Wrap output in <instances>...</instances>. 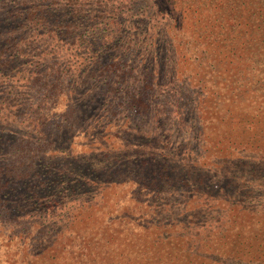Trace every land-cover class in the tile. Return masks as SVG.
<instances>
[{"label": "rangeland", "instance_id": "1", "mask_svg": "<svg viewBox=\"0 0 264 264\" xmlns=\"http://www.w3.org/2000/svg\"><path fill=\"white\" fill-rule=\"evenodd\" d=\"M54 38L59 40V35ZM84 38L85 35L82 36ZM29 39L34 41V36ZM76 43L74 54L71 52V57H66L71 66L69 80L77 72L81 59L89 53L83 46L78 49L80 44L75 37L65 47L74 48ZM55 49H47L48 54L44 55L46 63L57 65L56 61H61L59 54L53 53ZM193 55L187 58L182 53L177 57V61L184 60L179 67L161 65L160 61L155 63L158 71L162 72L160 80L164 78L165 81L160 84L154 79L155 86L150 88V94V89H145L149 95L142 96L138 113L133 115L135 121L145 117V122H141L145 124L142 133L131 130L128 119L123 121L120 129H116L110 118L84 117L83 106L87 97L89 102L90 95H95L97 89L91 72L81 74L72 86L70 97L61 100L54 115L65 129L61 140L68 144L67 149L71 150L76 159L73 163L77 165L73 171L61 175L56 198L46 195L43 203L39 204L31 199L24 210L21 207L24 204L22 195L6 196L10 199L5 202L7 208L0 207V264H207L208 253L229 247L238 233L253 229L260 212L238 211V208L243 201L260 196L259 193L243 195L245 189L233 193L191 177L196 176L192 173L194 169L205 172L203 166L199 168V160H218L225 153L230 154L228 157L232 161L239 159L247 165L260 163L264 167V61L250 68V60H244L242 67L224 70L220 65L219 69L202 66V58ZM165 56L162 54V58ZM217 59L219 63L225 60L222 57ZM136 64L134 70L138 69L139 61ZM172 70L184 80L179 88L174 87L173 76L168 75ZM188 86L193 90L195 100L192 104L169 99L173 95L178 97L179 92H187L189 89L183 88ZM130 88L127 95L133 90L142 92L143 84L133 87L131 83ZM44 89L45 85H42L41 90ZM232 89L237 95H242L244 101L233 98L230 94ZM41 94L29 95L30 102L31 97L36 100ZM189 95L191 92L184 99H189ZM254 102L262 107L255 113H245L250 123L230 120L229 115L236 114L234 109L240 108L236 107L237 104L242 106L243 112H248L249 103ZM147 106H151L150 110L145 108ZM91 110V114H95L102 109L94 107ZM152 110L156 116L171 115V120L167 126L161 125V130L154 131V142H146L156 126L148 120L147 113ZM195 112H198L199 122L190 120ZM111 113L118 116L131 114V111L124 107L118 114L115 111ZM255 114H259L260 121L254 119ZM221 118L226 120L219 121ZM194 124L196 126L192 127ZM5 128L3 141L8 144L9 151L0 152L3 156L0 155V160L4 158L2 161L8 162L15 149L14 139H20L22 129L11 124ZM129 138L132 141L127 146ZM179 144H186L183 150L188 157L186 161L182 160L183 155H176L159 158L153 164L154 175L162 176L161 180H170L169 185L157 182L143 186L142 180L136 178L140 175L137 160L140 162L141 158L153 152L169 150ZM16 155L18 162L28 158V154L20 156L18 150ZM49 161L51 159L48 158L44 163ZM63 162L67 167L71 163L67 159ZM187 163L191 168L186 165L179 167L177 172L188 178L166 175L165 171L174 172L172 168ZM229 165L230 161L226 159L219 163L221 168ZM16 169L14 166L5 168L4 173H12ZM113 169L116 170L112 175ZM208 174L206 176L212 178ZM38 179L44 183L46 170L39 173L34 181L37 183ZM51 198L53 200H49ZM37 214H42L41 221L33 219ZM11 232L17 236L6 251L1 238H6ZM19 239H24L23 244L18 242ZM54 250L56 254L49 258V252ZM36 252H41V261L36 258Z\"/></svg>", "mask_w": 264, "mask_h": 264}, {"label": "trees", "instance_id": "2", "mask_svg": "<svg viewBox=\"0 0 264 264\" xmlns=\"http://www.w3.org/2000/svg\"><path fill=\"white\" fill-rule=\"evenodd\" d=\"M56 35H59V40L54 38ZM30 36H34V41L29 39ZM72 37L78 40V49L83 46L89 53L81 59L79 68H75L77 72L69 80L71 66L66 57L70 58L71 52L74 54L77 43L74 48L65 47V44L68 45ZM49 47H55L53 53L61 58V61H56L57 65L44 61ZM255 52L258 56L254 55ZM182 53L187 58L193 54L195 58H202L201 65L213 69H219V65L224 70L242 67L244 60H250V68L256 67L259 61H264V0H0V152L9 151L8 144L3 141L5 127L11 124L22 129L20 139H14L16 145L10 160H0V207L7 208L5 202L10 201L6 197L8 194L22 195L24 204L21 207L24 210L31 199L39 204L43 203L46 195L53 198L59 196L57 187L61 175L73 171L77 164L73 163L76 159L67 149L68 144L61 140L65 129L54 115L61 100L70 97L72 86L81 74L91 72L97 89L95 95H90L89 102L87 97L83 106L84 117L91 116L97 120L110 118L116 129H120L123 121L128 119L131 130L142 133L145 124L141 122H145V117L135 121L133 115L138 113L142 96H148L150 88L155 86L154 79L160 84L165 81L164 78L160 80L162 72L158 71L155 63L160 61L161 65L179 67L180 62L184 64V60L177 61ZM248 53L249 56H245ZM162 54L166 56L162 58ZM218 57L225 60L219 63ZM138 61V69L134 70ZM62 72H65L63 76ZM168 75L173 76L175 88L184 82L173 70ZM131 83L133 87L143 84L142 92L132 89L133 93L127 95ZM42 85H45L44 90H41ZM165 87L168 88L167 84ZM146 88L150 89L149 94L145 93ZM183 89L189 90L175 91L178 97L173 95L169 99L192 104L195 100L193 90L189 86ZM41 92L36 100L31 97L30 102L29 95ZM189 92V99H184ZM230 94L244 101L242 95H237L233 89ZM248 106H251L248 112H243L242 106L237 104L236 107L240 108L234 109L237 113L229 115L230 120L250 123L245 113H255L262 105L254 102ZM94 107H101V112L91 114L90 109ZM124 107H128L131 114L119 115ZM113 111L118 116H112ZM147 115L156 126L146 142H154V131L161 130V125L167 126L171 115L156 116L155 110ZM253 117L260 121L259 114ZM193 119L198 121V112L190 117V120ZM224 120L226 118L219 119ZM131 141L129 138L127 146ZM185 146L179 144L169 150H156L158 152L141 158L140 162L137 160L140 175L136 178L142 180L143 186H152L157 182L169 185L170 180H161L162 176L154 175L153 164L159 158L176 155H183L182 160L186 161ZM17 150L20 156L28 154V161L18 162ZM228 156V153L220 156L222 161H230L224 169L219 167L221 159L199 160V168L203 166L205 172L194 169L192 173L196 176L191 177L192 180L197 179L208 186L233 193L245 189L243 195L259 193L260 196L254 197V200L243 201L238 211H258L260 215L255 218L253 229L237 234V243L234 239L229 247L208 253L207 264H264V167L260 163L247 165L239 159L235 162ZM48 158L51 161L44 163ZM65 159L71 162L68 167L63 162ZM186 165L191 168L188 163L179 164L172 168L174 172L165 171L166 175L188 178L177 172L179 167ZM13 166L16 171L4 173L5 168ZM44 170L47 179L44 183L38 179L36 183L35 178ZM115 170H112V175ZM49 178L51 180L47 181ZM41 218L42 214H37L33 219L41 221ZM39 223L43 225L44 222ZM16 236L11 232L6 238H1L6 251ZM18 242L23 244L24 239ZM55 254V250L49 252L48 257L52 258ZM41 256V252H36L40 261Z\"/></svg>", "mask_w": 264, "mask_h": 264}]
</instances>
